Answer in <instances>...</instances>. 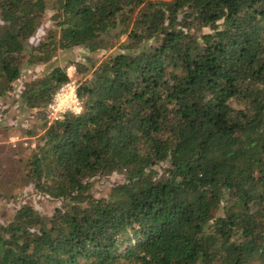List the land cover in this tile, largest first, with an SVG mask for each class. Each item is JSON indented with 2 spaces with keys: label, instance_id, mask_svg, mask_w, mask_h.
Segmentation results:
<instances>
[{
  "label": "trees",
  "instance_id": "1",
  "mask_svg": "<svg viewBox=\"0 0 264 264\" xmlns=\"http://www.w3.org/2000/svg\"><path fill=\"white\" fill-rule=\"evenodd\" d=\"M71 66L83 113L45 126ZM28 77L0 187L59 207L0 222V264H264V0H0V108Z\"/></svg>",
  "mask_w": 264,
  "mask_h": 264
},
{
  "label": "rangeland",
  "instance_id": "2",
  "mask_svg": "<svg viewBox=\"0 0 264 264\" xmlns=\"http://www.w3.org/2000/svg\"><path fill=\"white\" fill-rule=\"evenodd\" d=\"M50 22H47V26H45L36 37L32 39V46H36L39 40H42L45 37V32L49 26ZM85 51L83 49H75L68 52H60L57 58L53 61V65L55 66H63L66 62L70 60H80ZM105 54L101 53L97 57L104 58ZM68 74L72 78L78 81V74L75 73V67L71 66L67 70ZM31 78H27L26 80L21 79L19 81L17 88L14 90L11 96L7 97L0 108V129L5 126H19L24 125L26 127L32 125L30 121L32 118L28 115L23 114V112L19 109L18 105H13L12 102L14 98H19L22 88L26 81ZM47 124V123H46ZM41 126V125H40ZM46 126V125H45ZM44 127V124H43ZM18 130H14V132H0V182L3 180V176L5 175L4 169H7L9 178L15 180L17 176V172L21 165L20 155L16 157L14 160L9 159V155L13 152L17 147H29L32 146L36 148L39 143V137L28 139L23 138V132H17ZM42 131V129H41ZM15 139L16 141H12ZM9 144L14 145L16 148H12ZM22 157L24 155L22 154ZM6 171V170H5ZM120 181V177L115 175L110 179L109 182L105 183L103 186L96 185L94 188V194L97 197L105 196L112 184H117ZM13 194L15 197L11 198L7 196V194ZM34 204L35 208L43 215H52L54 210L59 207V203L50 198H43L42 196L35 194L31 187L24 188H16L12 186L9 192L5 193V190L0 187V222H4L7 219L11 218L15 211L20 208L22 205L26 203Z\"/></svg>",
  "mask_w": 264,
  "mask_h": 264
},
{
  "label": "built area",
  "instance_id": "3",
  "mask_svg": "<svg viewBox=\"0 0 264 264\" xmlns=\"http://www.w3.org/2000/svg\"><path fill=\"white\" fill-rule=\"evenodd\" d=\"M47 109L48 120L46 126H50L52 123L64 120L67 114L81 115L83 113V104L78 95L77 80L72 78V80L64 84L55 93ZM12 141L16 140L13 139Z\"/></svg>",
  "mask_w": 264,
  "mask_h": 264
}]
</instances>
